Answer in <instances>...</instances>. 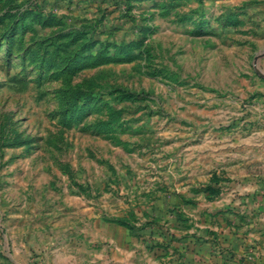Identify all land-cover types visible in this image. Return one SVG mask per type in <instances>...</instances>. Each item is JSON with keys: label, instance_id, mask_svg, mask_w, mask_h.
Listing matches in <instances>:
<instances>
[{"label": "rangeland", "instance_id": "rangeland-1", "mask_svg": "<svg viewBox=\"0 0 264 264\" xmlns=\"http://www.w3.org/2000/svg\"><path fill=\"white\" fill-rule=\"evenodd\" d=\"M254 181L264 0H0V264H162Z\"/></svg>", "mask_w": 264, "mask_h": 264}, {"label": "crops", "instance_id": "crops-1", "mask_svg": "<svg viewBox=\"0 0 264 264\" xmlns=\"http://www.w3.org/2000/svg\"><path fill=\"white\" fill-rule=\"evenodd\" d=\"M233 190L239 192L206 204L201 220L178 229L162 264H264V183Z\"/></svg>", "mask_w": 264, "mask_h": 264}]
</instances>
